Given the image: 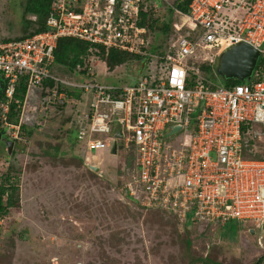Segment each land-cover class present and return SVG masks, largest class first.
Wrapping results in <instances>:
<instances>
[{"label":"built area","instance_id":"built-area-1","mask_svg":"<svg viewBox=\"0 0 264 264\" xmlns=\"http://www.w3.org/2000/svg\"><path fill=\"white\" fill-rule=\"evenodd\" d=\"M148 8L155 12L156 0H52L45 30L0 41L1 135L26 141L22 124L32 89L41 90L37 126L48 109L65 103V88L80 90L85 107L73 120L82 143L89 151L115 141L131 151L133 144L135 167L125 188L142 207L180 223L252 221L264 232V154H242L246 127L264 152V0H192L186 13L174 8L175 30L186 34L156 56L164 63L155 73L142 72L135 83L73 82L55 74L63 37L152 56L150 31L141 24ZM241 41L260 51L250 79L212 87L202 66L216 67L219 54ZM22 80L24 100L16 97ZM47 80L60 88L45 87ZM12 104L21 108L18 122L8 118ZM175 125L181 127L166 135Z\"/></svg>","mask_w":264,"mask_h":264},{"label":"rangeland","instance_id":"rangeland-1","mask_svg":"<svg viewBox=\"0 0 264 264\" xmlns=\"http://www.w3.org/2000/svg\"><path fill=\"white\" fill-rule=\"evenodd\" d=\"M176 1L156 0L154 17L159 25L168 16L174 23L179 20L171 11ZM25 2L0 0V41L16 39L26 28L30 32L36 27L29 23L34 16H23ZM154 35L150 31L152 41ZM160 40L156 35L155 41ZM157 55L113 70L91 58L90 74L105 83L130 82L155 73ZM55 74L78 80L58 66ZM218 80L224 83L221 75ZM40 91L31 90L25 107L26 141L16 142L11 153L0 142V171L9 170L11 181L18 178L20 186L19 206L0 216V264H188L181 239L188 235L191 254L203 255L202 264H264V232L252 221L207 227L139 209L125 188L122 167L128 152L112 153L111 147L87 151L77 141L73 112L70 116L69 111L51 107L37 126ZM85 101L84 97L75 109L81 112Z\"/></svg>","mask_w":264,"mask_h":264},{"label":"trees","instance_id":"trees-1","mask_svg":"<svg viewBox=\"0 0 264 264\" xmlns=\"http://www.w3.org/2000/svg\"><path fill=\"white\" fill-rule=\"evenodd\" d=\"M192 0H177L175 2V9H178L182 12H188L189 11V4ZM52 0H26L25 7L23 10V16H27L28 14L34 16L35 19L30 20L29 23L35 24L36 27L32 31H28V28H26V33L20 37H17L16 39L26 37L27 35H31L36 32H40L46 29V20L49 16V10L51 6ZM171 9V11L176 12L175 9ZM158 18L154 17V12L152 9L148 8V10L144 13H142V20L141 24L146 26L149 31L154 33V39H153V47L154 49L150 50L153 54H158V56H165L166 50H172L173 46L172 44L178 39L179 36L186 34L185 30L177 31L175 30V23L174 20L171 19L169 16L167 17V20L163 22L162 25L158 24ZM161 36V40L159 42L155 41V36ZM150 56L145 55H133L127 52L115 50V49H107L103 46L92 44L86 41H82L75 38L70 37H63L60 38L57 44V47L55 49V67L64 68L70 71L72 74L75 75L76 78H78V81H89L91 79H95L96 81L100 83L101 80H97L95 76L91 75V67H90V59L91 58H97L102 63H104L109 70L116 69V67H119L123 64H126L128 62H134L140 59H149ZM158 64L164 63L163 59L157 60ZM202 70L204 72L210 73L208 77H206V82L209 83L212 87L216 86H225V87H232L235 84L242 83L244 81L240 79H226L224 77V83H220L218 80V74L212 71V67L210 64H204L202 66ZM136 80L133 79L130 82H120L118 80L109 82L107 84H120V85H126V84H132L135 83ZM26 84L25 81L22 80L19 83V86L16 90V97L24 100L25 94H26ZM44 86H50V87H59V84H56L52 80H47L44 83ZM67 91V98L65 100V103L63 105H60L59 107H56L55 109L57 111H62L63 113H66V111H69L70 116L73 115V113L77 112L75 109L77 103H79L82 100V92L80 90H75L71 88H65ZM4 93V89L0 91V96H2ZM21 112V108H17L16 104H12L11 106V112L9 113V120L12 122H18L19 115ZM73 112V113H72ZM74 118V115H73ZM73 118L71 117V120L73 122ZM75 124V123H74ZM75 126H77L75 124ZM26 124H22V132L23 136L25 137L26 133ZM1 130V128H0ZM75 130L77 131V141L82 144V141L79 137L78 129L75 127ZM2 138L4 137V131L2 130ZM17 141H14V144ZM8 151V148H7ZM129 155H127L125 163L128 165V169H132L135 167V150L134 146L132 144V149ZM9 152V151H8ZM129 153V152H128ZM242 154L244 157L247 158H261L264 154L262 144L253 138L250 130L246 127L243 129V150ZM121 170V169H120ZM2 172V173H1ZM131 171H126V177L128 178L130 176ZM123 173V171H122ZM19 179L14 178V181H11L10 172L8 171H0V216L7 213L12 207H18L19 206ZM128 195V194H127ZM129 196V195H128ZM130 197V196H129ZM131 201L141 210H145L147 212H158L163 213L166 215H169L168 213L162 211L161 209H148L146 210L137 198L131 196ZM171 216V215H170ZM173 217V216H172ZM175 218V217H174ZM206 224V223H205ZM210 224H207V227H209ZM184 242L185 249L187 250L186 253L189 254L188 256V264H202L201 261L203 260V255H197L191 254V241L189 239V235L185 238H181ZM211 261H208L207 264H210ZM204 264V263H203ZM256 264V262L254 263ZM257 264H261L259 261Z\"/></svg>","mask_w":264,"mask_h":264},{"label":"water","instance_id":"water-1","mask_svg":"<svg viewBox=\"0 0 264 264\" xmlns=\"http://www.w3.org/2000/svg\"><path fill=\"white\" fill-rule=\"evenodd\" d=\"M260 56V51L245 41H241L231 45L223 50L216 61V73L226 79H240L242 81L250 79ZM3 81L0 78V91L3 88ZM181 125H175L166 133L169 135L178 130ZM116 137L120 138L119 129H115ZM2 135L0 133V139ZM7 145L9 153L12 152L14 141L2 138ZM122 146L115 141L112 145V153H117ZM94 171H100V167L90 165Z\"/></svg>","mask_w":264,"mask_h":264},{"label":"crops","instance_id":"crops-1","mask_svg":"<svg viewBox=\"0 0 264 264\" xmlns=\"http://www.w3.org/2000/svg\"><path fill=\"white\" fill-rule=\"evenodd\" d=\"M135 80L137 81L138 78L135 79ZM111 84H113V85H120V84H114V83H111ZM126 85H128V84H126ZM73 123H74V121H73ZM74 127H76V126L74 125ZM118 144H119V143H118ZM120 145H121V144H120ZM111 148H112V147H111ZM85 149H87V148H85ZM120 149H122V147L119 148L118 151H119ZM87 151H89V150H87ZM118 151H117V152H118ZM89 152H91V151H89ZM127 152H129L128 154H130L132 151H127ZM132 153H133V152H132ZM127 167H128L127 163H124V167H122V168H124L125 171H132V169H134V168H132V169H128ZM119 169H120V168H119Z\"/></svg>","mask_w":264,"mask_h":264},{"label":"flooded vegetation","instance_id":"flooded-vegetation-1","mask_svg":"<svg viewBox=\"0 0 264 264\" xmlns=\"http://www.w3.org/2000/svg\"><path fill=\"white\" fill-rule=\"evenodd\" d=\"M2 141H3V139H0V142H2ZM258 262H259V261H258ZM258 262H257V263H258Z\"/></svg>","mask_w":264,"mask_h":264},{"label":"clouds","instance_id":"clouds-1","mask_svg":"<svg viewBox=\"0 0 264 264\" xmlns=\"http://www.w3.org/2000/svg\"><path fill=\"white\" fill-rule=\"evenodd\" d=\"M216 68V67H215ZM216 70V69H215Z\"/></svg>","mask_w":264,"mask_h":264}]
</instances>
